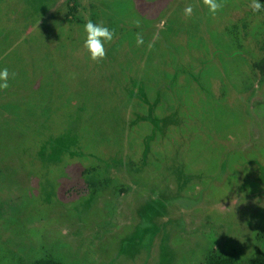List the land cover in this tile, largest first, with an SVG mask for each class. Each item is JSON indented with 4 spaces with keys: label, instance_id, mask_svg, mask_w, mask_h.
<instances>
[{
    "label": "rangeland",
    "instance_id": "374dc122",
    "mask_svg": "<svg viewBox=\"0 0 264 264\" xmlns=\"http://www.w3.org/2000/svg\"><path fill=\"white\" fill-rule=\"evenodd\" d=\"M250 3L0 0V264L263 261L264 78L250 65L264 7ZM89 20L114 32L98 63Z\"/></svg>",
    "mask_w": 264,
    "mask_h": 264
},
{
    "label": "clouds",
    "instance_id": "9594fccd",
    "mask_svg": "<svg viewBox=\"0 0 264 264\" xmlns=\"http://www.w3.org/2000/svg\"><path fill=\"white\" fill-rule=\"evenodd\" d=\"M202 4L207 8L208 12L215 15L223 7V0H202ZM250 9L253 12H259L264 5L258 2V0H251L249 4ZM193 13L191 5L184 9L185 17H190ZM139 27V24H137ZM85 39L83 43V49L88 59L93 63H98L104 60L106 56L105 44L109 43L114 38V32L106 27L103 23L95 24L92 21H88L84 25ZM154 40H158V34L153 36ZM136 46H142L144 44L143 35L140 33L136 34ZM149 49L152 47L150 43ZM15 77V73L12 74ZM9 72L7 68L0 70V90H6L9 87Z\"/></svg>",
    "mask_w": 264,
    "mask_h": 264
},
{
    "label": "trees",
    "instance_id": "16d2710c",
    "mask_svg": "<svg viewBox=\"0 0 264 264\" xmlns=\"http://www.w3.org/2000/svg\"><path fill=\"white\" fill-rule=\"evenodd\" d=\"M75 11V7H69V12L67 14V21L73 20V12ZM253 72L258 74L259 77L264 78V56L261 57L259 61L252 62L250 65ZM264 241V239H263ZM51 264V263H50ZM207 264H237L236 260L230 257L224 256H216L211 257ZM260 264H264V247H263V261Z\"/></svg>",
    "mask_w": 264,
    "mask_h": 264
}]
</instances>
